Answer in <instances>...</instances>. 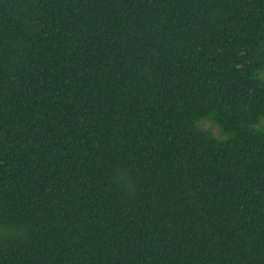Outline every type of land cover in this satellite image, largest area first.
I'll list each match as a JSON object with an SVG mask.
<instances>
[{"label": "trees", "instance_id": "16d2710c", "mask_svg": "<svg viewBox=\"0 0 264 264\" xmlns=\"http://www.w3.org/2000/svg\"><path fill=\"white\" fill-rule=\"evenodd\" d=\"M0 264H264V0H0Z\"/></svg>", "mask_w": 264, "mask_h": 264}]
</instances>
